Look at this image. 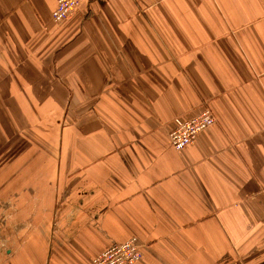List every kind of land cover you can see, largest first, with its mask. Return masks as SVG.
Masks as SVG:
<instances>
[{
  "label": "crops",
  "instance_id": "1",
  "mask_svg": "<svg viewBox=\"0 0 264 264\" xmlns=\"http://www.w3.org/2000/svg\"><path fill=\"white\" fill-rule=\"evenodd\" d=\"M56 6L0 0V264H264V0Z\"/></svg>",
  "mask_w": 264,
  "mask_h": 264
},
{
  "label": "built area",
  "instance_id": "2",
  "mask_svg": "<svg viewBox=\"0 0 264 264\" xmlns=\"http://www.w3.org/2000/svg\"><path fill=\"white\" fill-rule=\"evenodd\" d=\"M91 0H56L53 11V21L61 24L78 10L84 2ZM216 115L211 107H205L192 118L174 119V127L169 133V139L176 150H182L192 144L197 136L215 124ZM142 257V245L136 238L124 243H117L104 250L93 259V264H137Z\"/></svg>",
  "mask_w": 264,
  "mask_h": 264
},
{
  "label": "rangeland",
  "instance_id": "3",
  "mask_svg": "<svg viewBox=\"0 0 264 264\" xmlns=\"http://www.w3.org/2000/svg\"><path fill=\"white\" fill-rule=\"evenodd\" d=\"M8 216H10V215H7V211L0 210V236H2V235L5 236V235L11 234L12 227L8 228L6 220H5Z\"/></svg>",
  "mask_w": 264,
  "mask_h": 264
}]
</instances>
